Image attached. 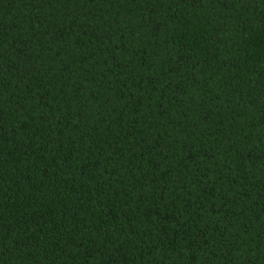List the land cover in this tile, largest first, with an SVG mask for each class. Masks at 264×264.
<instances>
[{
  "label": "trees",
  "instance_id": "1",
  "mask_svg": "<svg viewBox=\"0 0 264 264\" xmlns=\"http://www.w3.org/2000/svg\"><path fill=\"white\" fill-rule=\"evenodd\" d=\"M0 264H264V0H0Z\"/></svg>",
  "mask_w": 264,
  "mask_h": 264
}]
</instances>
